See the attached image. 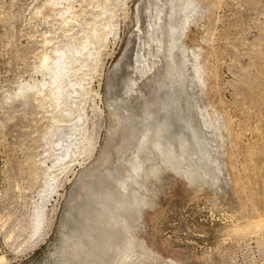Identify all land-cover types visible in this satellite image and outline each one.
I'll list each match as a JSON object with an SVG mask.
<instances>
[{
    "label": "rangeland",
    "instance_id": "obj_1",
    "mask_svg": "<svg viewBox=\"0 0 264 264\" xmlns=\"http://www.w3.org/2000/svg\"><path fill=\"white\" fill-rule=\"evenodd\" d=\"M94 1L0 0V264H264V0ZM92 34L81 93L22 89Z\"/></svg>",
    "mask_w": 264,
    "mask_h": 264
},
{
    "label": "bare ground",
    "instance_id": "obj_2",
    "mask_svg": "<svg viewBox=\"0 0 264 264\" xmlns=\"http://www.w3.org/2000/svg\"><path fill=\"white\" fill-rule=\"evenodd\" d=\"M63 1V0H62ZM94 1V0H93ZM98 1V0H97ZM97 1H94L95 3L97 2ZM60 2V1H59ZM59 2H57V1H55V2H53V5H55V4H57V3H59ZM104 2H105V0H104ZM107 2H109L108 0H107ZM60 3H62V2H60ZM98 3V2H97ZM103 3V2H102ZM100 4V3H99ZM106 4V3H105ZM58 5H60V4H58ZM100 6V5H99ZM154 6V5H153ZM152 6V7H153ZM187 6H189V4H187ZM69 7L70 6H65L62 10H59V14H60V16L61 15H63L64 13H66L67 11H68V9H69ZM101 7V6H100ZM108 9V7L106 6V5H102V7H101V12H100V16H101V14H103V13H105L106 12V16H107V10ZM113 9V8H112ZM109 10V9H108ZM110 10H111V8H110ZM109 10V11H110ZM112 11V10H111ZM68 13V12H67ZM109 13H111V12H109ZM142 13V12H141ZM156 13H157V11H156ZM153 14V13H152ZM186 15V14H185ZM59 16V17H60ZM73 16V15H72ZM99 16V15H98ZM105 16V15H104ZM112 16V15H111ZM64 17V16H63ZM103 17V16H102ZM162 16H161V14H157L156 15V19H157V21L156 20H154V22L152 21H150V23H149V25L148 26H150L149 27V30L150 31H152V32H154V28H155V26L154 25H159V21L162 19L161 18ZM169 17V16H168ZM99 18H101V17H99ZM106 19H108L107 17H105ZM112 18V17H111ZM105 19V20H106ZM98 20V19H97ZM96 20V21H97ZM100 20V19H99ZM151 20V19H150ZM100 21H102V19L100 20ZM104 21V20H103ZM109 22H110V19H109ZM109 22H108V20L107 21H105V22H103L104 23V26H103V24H102V26L104 27L103 29H105V28H108V26H109ZM161 22V21H160ZM95 24V23H94ZM100 25V24H99ZM95 26L96 25H92L91 26V31L92 32H94L95 31V29L97 28H95ZM99 27V26H98ZM158 27V26H157ZM160 27H162L161 25H160ZM185 27V26H184ZM100 28H101V26H100ZM102 29V28H101ZM100 29V30H101ZM102 29V30H103ZM145 30H146V28H145ZM90 31V32H91ZM98 32H99V30H97ZM104 31V30H103ZM107 31V30H106ZM157 31V30H156ZM174 31V30H173ZM101 32V31H100ZM158 32V31H157ZM94 33H96V32H94ZM103 33V32H102ZM106 33V32H105ZM107 33H109V30H108V32ZM148 33V32H147ZM91 34V33H90ZM97 34H99V33H97ZM159 34V33H158ZM94 35H96V34H94ZM94 35L92 34V36H87L86 38V40L80 45V47L79 48H77V49H75L74 48V46H68L66 49H64L63 48V46L61 47V49L59 48V49H55L54 50V55L52 56V57H45V58H43V60H42V62H41V73H42V77H43V79L42 80H40V81H38L37 83H34V84H28V83H26V85L24 86V88H22V89H25V88H28V89H36L37 90V92L38 93H41V95H42V93L44 92L43 90H44V87L46 86V85H48V86H46V87H48V90L46 91V93H47V95H48V97L49 98H53V99H55L56 100V103L57 104H60L61 103V100H63L64 102H65V104H67V102H68V98H69V96H71L72 95V93H74L75 94V92H76V94H79V93H81L80 91V86H81V83H80V81L79 80H77V79H75V77H74V73L75 72H73L74 71V64L76 63H79V64H77V66L79 65V69L83 66V67H85L84 65L88 62V59H89V57H90V55H92L93 57L91 58L92 59V61L93 62H95V50L97 49V47H98V45H102L103 44V38H101V39H97V40H94V39H92L91 37H94ZM105 35V34H104ZM148 35H149V33H148ZM156 35V34H155ZM98 35H96V37H97ZM106 36H107V34H106ZM139 37V36H138ZM141 37V36H140ZM140 37L139 38H137V39H140ZM149 37V36H148ZM99 38V37H98ZM106 38V37H105ZM150 38V37H149ZM142 40V39H141ZM160 40V39H159ZM158 39H156V41H159ZM105 41V40H104ZM151 42H152V40H151ZM144 43H145V41H144ZM160 43H162V41L160 42ZM98 44V45H97ZM146 44V43H145ZM148 44H150L149 42H148ZM159 44V43H158ZM158 44H157V46H158ZM163 44V43H162ZM161 44V45H162ZM96 45H97V47H96ZM156 45V44H155ZM93 46V47H92ZM65 47V46H64ZM146 47V46H145ZM155 47V46H154ZM158 47H160V45L158 46ZM163 47V46H162ZM140 48H142V47H140ZM148 48V47H147ZM161 48V47H160ZM157 49V48H156ZM161 49H163V48H161ZM142 50V49H141ZM147 50V49H146ZM159 50V49H158ZM156 51V50H155ZM158 52V51H157ZM143 53H145V52H143ZM154 53V52H153ZM98 54V53H97ZM131 54V53H130ZM138 54V53H137ZM141 54H142V52H141ZM140 55V54H139ZM141 56V55H140ZM144 56H145V54L143 55V58H144ZM97 57V56H96ZM146 57V56H145ZM185 57V56H184ZM137 58V57H136ZM149 59V58H148ZM152 59V58H151ZM97 60V59H96ZM137 61V60H136ZM153 61V60H152ZM92 62V63H93ZM125 62V61H124ZM140 62H142V61H140ZM156 62V61H155ZM122 63V62H121ZM120 63V64H121ZM127 63V62H126ZM151 63V62H150ZM154 63V62H153ZM123 64V63H122ZM149 64V63H148ZM152 64V63H151ZM120 66V65H119ZM153 66V65H152ZM82 67V68H83ZM117 67V66H116ZM150 67V66H149ZM121 68V67H120ZM76 69V68H75ZM78 69V70H79ZM40 70V69H39ZM77 70V69H76ZM118 70V69H117ZM116 70V71H117ZM120 70V69H119ZM198 74V73H197ZM46 76L48 77V78H46ZM198 76V75H197ZM200 77V76H199ZM47 79V80H46ZM199 79V78H198ZM23 85V84H22ZM36 92V91H35ZM37 93V94H38ZM82 93H83V91H82ZM36 94V95H37ZM112 96V95H111ZM110 96V97H111ZM72 97V96H71ZM74 97V96H73ZM76 97V96H75ZM111 99V98H110ZM54 100V101H55ZM69 110H72V106L70 107V108H68L66 111H69ZM78 110V109H77ZM66 111H61L60 113L61 114H59L58 113V118H57V121L61 118V116H64V115H66ZM76 111V110H75ZM76 113V112H75ZM74 113V114H75ZM82 116V114H81V112H77V114H75V119H77L78 121H79V119L80 118H82L81 117ZM77 120H74V122H73V124L75 125V127H74V131H73V134H67L65 137L63 136V134L60 132V134H59V136L57 137L58 139V142L60 141V152H59V157L57 156V158H58V160H63L64 158H66V157H68L69 158V160L73 157V155H74V153L77 151L76 149H81L82 147H83V143H84V138L80 135L79 136V134H80V128H78V125L76 124V122H77ZM72 125V124H71ZM192 129V131L195 133V129L194 128H191ZM55 130V129H54ZM54 134V133H53ZM52 134V135H53ZM63 136V137H61V136ZM56 140V139H55ZM50 141V140H49ZM56 145H57V143H56ZM55 150H56V146H55ZM44 215H43V210L40 208H38V210H36V212H35V215L33 216L34 218H33V220H32V222H33V224H32V231H33V233L34 232H37L40 228H41V225H42V221H43V219H44V217H43ZM33 233H32V235H33Z\"/></svg>",
    "mask_w": 264,
    "mask_h": 264
}]
</instances>
